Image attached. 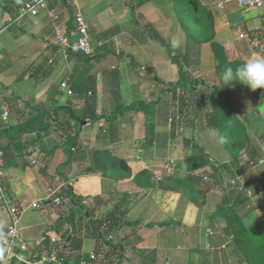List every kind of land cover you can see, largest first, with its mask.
Returning a JSON list of instances; mask_svg holds the SVG:
<instances>
[{"label": "crops", "instance_id": "crops-1", "mask_svg": "<svg viewBox=\"0 0 264 264\" xmlns=\"http://www.w3.org/2000/svg\"><path fill=\"white\" fill-rule=\"evenodd\" d=\"M24 1L0 0V4L16 16ZM64 1L50 0L49 10L39 22L24 28L27 31L17 30L8 39L9 46L0 48V149L6 152L7 191L18 209L19 229L29 254L53 248L47 241L38 251L36 246L43 238L58 237L63 245V234L69 231L70 243L73 237L76 244L63 246L67 249L63 264H94L82 258L88 254L98 256L97 264H117L116 260L118 264H173L176 245L164 235L167 225L176 221L184 225L181 230L185 232L190 225L195 229L196 223L204 224L198 218L200 210L176 201L191 193H218L220 186L225 201L232 204L241 195L249 197L238 210L247 229L264 223V90L252 92L242 84L229 87L230 125L220 121L222 109H213L207 99L215 89L226 87L222 80L226 68L264 57V9L242 7L230 0H201L214 15L215 41L223 47L218 60L211 43L189 39L173 0L144 4H140L142 0H77L74 6L86 15L94 49L87 61L88 56L66 54L58 46V33L73 32L75 24L73 16L65 17L60 11ZM10 22H0V33L7 28L1 26ZM18 39L26 41L23 48H17ZM163 42L170 45L172 55ZM172 56L183 65L184 83L177 91L161 94L164 84L180 81V69ZM91 78L96 79L99 119L79 126L66 111L57 109L81 111L86 96L69 95L61 85L83 86ZM188 82L194 94L183 91ZM140 99L145 105L136 110L133 105ZM212 117L216 123L210 127ZM191 118L195 124H189ZM214 130L229 150L235 147L236 132H243L244 145L237 158L227 155L222 165L215 166L216 159L208 150L194 144L196 136L207 139ZM69 135L75 140L69 141ZM96 151L125 160L133 175L150 169L158 185L144 190L133 178L115 180L91 173L88 169ZM204 156L211 164L198 160L196 164L195 159ZM257 162L260 170H249L248 165ZM207 172L217 176L211 175L210 185L204 187ZM227 176L232 177L229 184L235 183L233 188L225 186ZM180 179L190 186L178 193L168 190L170 180ZM50 189L61 193L63 204L48 205L37 213L33 205L46 202ZM79 209H87V215L93 216L91 228L83 229L74 222L78 219L74 212ZM178 209L180 218L176 220ZM112 211L117 212L119 226L109 237H99L98 218L106 219ZM11 225V215L0 203V237ZM173 227L170 224V231ZM108 252L110 259L105 258ZM217 253L215 249L213 264H220Z\"/></svg>", "mask_w": 264, "mask_h": 264}, {"label": "trees", "instance_id": "trees-1", "mask_svg": "<svg viewBox=\"0 0 264 264\" xmlns=\"http://www.w3.org/2000/svg\"><path fill=\"white\" fill-rule=\"evenodd\" d=\"M146 2H148V0H144V1L142 0L140 1V4H144ZM173 2H174L176 14L179 17L180 22L182 26L184 27L189 39L195 42L201 43V44L211 43L212 48L216 52L217 58L219 60V58L221 57V54L223 53V47L220 44L216 43L215 41V29H214L215 19H214V15L212 11L206 5H204L201 0H173ZM187 16L190 17V20H192L193 22L192 24L187 22ZM163 44L168 48L170 55H172L173 50L170 47V45L166 42H163ZM90 58L91 56L87 57L85 60L88 61L90 60ZM172 60L174 63H177L176 57L172 56ZM178 66L180 69L179 73L181 76L180 81L176 83V85L164 84L166 89H164V91L161 94L172 93L174 91H177L180 89V87L184 83L182 82L183 77H184L183 67L179 62H178ZM158 82H159V85L161 86V81H158ZM239 83H240L239 81H233L232 86L241 85ZM70 88L72 90V95L75 94V95H80V96H86L84 107L81 109V111L70 110V109H67L66 107L58 108L57 111L58 110L66 111V113L69 115L71 119L77 121L79 126L82 125L86 121H89L92 124L95 123L99 119L97 112H96V108H97L96 79L91 78L90 82L83 86H79L75 84L73 86L71 85ZM229 90L230 88L227 86L223 90L215 89L213 94H211L207 98L208 102L211 104L213 109L215 110L222 109V117L220 121L228 125H230L229 123L232 121V119L227 117L228 115L227 105H228V101L230 98ZM154 102H158V101H154ZM210 122L211 123L209 125L210 127H212V125L216 123L214 117H212V121ZM226 132L228 135H230L228 130H226ZM242 133H243L242 131L236 132L237 138H236V141L234 142L235 147L233 146L234 148L232 150L234 152L235 157L239 155V152L241 151V148L244 145V140L242 139ZM68 138H70L69 141L71 142L75 140L74 136H71V135H69ZM73 145L75 144H71V146ZM10 146H12V144H10ZM197 160L199 162L201 161L205 165L211 164L210 160L208 158H205V156L195 159L196 164L198 162ZM88 170L91 173H100L108 178H113L115 180H125V179L133 178L135 184L144 190L152 189L158 185V181L156 180L157 179L156 175L153 171H151L150 169H146L136 175H133L132 168L129 166V164L125 160L119 157H116L107 151H96L92 159L91 166ZM169 182L171 183V185L168 187V190L177 192V193L181 192L182 189L190 186V184L187 183L185 179H180V180H175V181L170 180ZM68 191H67L68 195L75 198V196L73 195V192L71 190H68ZM58 193L59 195L61 194L60 192ZM248 200H249V197L245 195H241L237 197L236 201L233 204L230 202V200L227 199L224 205L220 207L218 215L228 221L227 230H231L232 236L234 237L233 241L237 246L239 243H241L242 238L244 237L247 239L248 242L253 243L254 248L259 249L264 253V228L262 229L261 227L264 223H261L257 225L256 227L247 229L246 227H244V225L241 222V216L238 210H240V207L246 204ZM78 204H79L78 206L80 207L81 203H78ZM116 216H117V212L112 211L109 217H106V219H102V217L98 218L99 225H98V228L96 227L97 228L96 231L99 233V237H103V238L109 237L112 234L114 228L119 226ZM92 224H94L93 221L91 225ZM70 237L71 235L67 233L66 235H64L63 245H60V243H58L55 246L60 253L61 259L62 257H65L64 252L65 250H67L65 249V247L63 248V246H68L67 248H69V245L72 244L71 246H73L74 244H76V241L73 239V237H72L73 241L72 239H70L71 240V243H70L69 241ZM47 241H50V239L49 240L46 239V242ZM111 245L116 246L113 243H111ZM243 250H244V253L247 254V249L243 248ZM3 253L4 251L0 247V260H1ZM97 257H95V259H92L91 255L88 254V255H84L82 258L85 260H88L91 263L97 264L99 262V259H97ZM110 257H111V252L105 253L106 259H110ZM248 259H245V258L240 259V263L246 264L248 263ZM13 264H15V262Z\"/></svg>", "mask_w": 264, "mask_h": 264}, {"label": "rangeland", "instance_id": "rangeland-1", "mask_svg": "<svg viewBox=\"0 0 264 264\" xmlns=\"http://www.w3.org/2000/svg\"><path fill=\"white\" fill-rule=\"evenodd\" d=\"M15 4V2H14ZM104 4V3H103ZM80 8V7H79ZM49 10V9H48ZM44 11L39 17L33 18L31 16H26L20 20H15L14 18H17L19 15V10L15 11L16 16L12 14H8L7 10L3 7L2 4H0V22L7 19L11 22L8 23V25L5 23L1 26L3 28L4 26H7L5 31L0 33V48L3 45H7L8 39L10 37L14 36V33L17 32V30H26L27 28H31L34 26L37 22L40 21L41 17L44 15ZM61 12L64 13L65 17H75V14L79 11L76 6L71 2V0H65L62 2V6L60 9ZM59 16V15H58ZM84 16H86L84 14ZM87 20V19H86ZM15 21V22H14ZM88 22V20H87ZM187 22L192 24V20H190V17L187 16ZM89 23V22H88ZM11 28V30H9ZM26 28V29H24ZM27 31V30H26ZM17 42V48H23L25 46L26 41L23 42V40H19ZM11 42V41H10ZM16 42V41H15ZM9 46V45H7ZM176 65H178V58ZM181 64V63H180ZM183 67V65H182ZM185 75L183 71V76ZM181 78V76H180ZM187 83V82H186ZM188 87L183 88L184 92H187L188 94H194V87H192L191 82H188ZM176 85V83L174 84ZM117 89V88H116ZM118 91V89H117ZM196 95V94H195ZM197 97H202L200 95H197ZM116 100L120 101V98L118 95H116ZM141 102V104H139ZM139 102L134 103L133 108L138 109L140 106L144 104V100H139ZM120 104H118L119 106ZM145 105V104H144ZM123 107L121 105L119 108ZM119 109V111H121ZM189 124H195V119L191 118L189 121ZM196 124H198L196 122ZM190 128V127H189ZM193 129V128H192ZM194 130V129H193ZM192 130V133H193ZM217 131H213L210 136V138L207 139H201V137L196 136L194 144L197 147H200V149H207L208 153L216 159V161L213 162V165L218 166V163L222 165V159L229 155L232 160H234V152L232 150H229L228 148L224 146L223 142H221L220 135L217 133ZM191 134V133H190ZM237 158V157H236ZM246 164H249V160L246 161ZM259 163H256V166L248 165L249 170H260L259 169ZM237 167V166H236ZM244 169V166L242 167V170ZM208 180L202 181V184L204 187L209 186L212 180L211 175L217 176L216 173L207 172ZM227 178V179H226ZM225 178V186L234 185L235 183L229 184L232 181V177L227 176ZM247 181V178H245V182ZM223 186H220L217 190L218 193H214L212 195L207 196H195L198 194L191 193L188 198L182 197L180 201H176L178 204H182L186 206L188 203L194 206V210L198 212L200 210L199 214L200 218L199 220L204 221L203 225H199L196 223L194 225L196 228L192 229L193 225H186L188 229L183 232L181 230V226H184L181 223H177L176 221L169 223L167 226V230L165 231L164 235H167L169 237V241L175 242L176 245L173 251V255L175 258L173 260V264H213L214 259V250L217 249L218 253L215 255L220 262V264H241L240 259H248V263L246 264H264V253L254 248L252 242H248L246 238H242L241 243L238 244V246L233 241V236L231 230H227L228 221L226 219H222L219 214L220 207L224 205L225 203V196H224V189ZM233 188V187H232ZM235 189V188H234ZM230 190V189H229ZM195 192V191H194ZM205 192V191H203ZM207 206L204 210L203 207ZM182 209V207L180 208ZM176 212L175 219L178 220L180 218L179 211ZM257 212H258V208ZM37 213H39V210H36ZM205 211V212H204ZM72 211H70L71 213ZM264 214V212H262ZM74 215L78 217L74 219V222L78 225H80L83 229H88V227L91 228V220L90 217H93L91 214L87 215V209H79L74 212ZM174 223L175 227H173L172 231H170V224ZM245 227V226H244ZM262 229L264 228V224L261 226ZM69 232V231H68ZM68 232L64 233L63 235H66ZM83 234V233H82ZM164 236L163 238H165ZM172 239H171V238ZM180 246V248H179ZM244 249H247V254L244 253ZM164 250V249H161ZM171 249H169L170 253ZM150 260V259H148ZM165 261V260H164ZM115 263L118 264V261L116 260Z\"/></svg>", "mask_w": 264, "mask_h": 264}, {"label": "built area", "instance_id": "built-area-1", "mask_svg": "<svg viewBox=\"0 0 264 264\" xmlns=\"http://www.w3.org/2000/svg\"><path fill=\"white\" fill-rule=\"evenodd\" d=\"M230 1L250 9H264V0ZM49 2L50 0H26L19 9V18L22 19L26 16L38 17L49 9ZM71 2L74 5L77 4V0H71ZM218 8L222 9L223 4L219 3ZM74 21L73 32L66 30L58 33V46L66 54L85 55L90 57L94 54V49L90 43V25L81 11L75 14ZM61 86L69 95H72V90L68 82H64ZM6 120L7 116H4V121ZM5 157V151L0 149V203L11 215L12 225L9 227L7 233L3 237H0V247L4 251L0 264H13L14 262L18 264H63L60 253L55 247L60 243L58 237H51L50 243L53 247L51 250L36 253L35 255L29 254V245L22 237L19 229L20 219L18 209L7 191V175L4 167ZM58 195V191L50 189L48 200L43 203L34 204L33 209L43 210L48 205H62L63 201ZM45 243L46 239L43 238L42 243H39L36 249H38V251L43 249ZM95 257L94 254H91L92 259H95Z\"/></svg>", "mask_w": 264, "mask_h": 264}, {"label": "clouds", "instance_id": "clouds-1", "mask_svg": "<svg viewBox=\"0 0 264 264\" xmlns=\"http://www.w3.org/2000/svg\"><path fill=\"white\" fill-rule=\"evenodd\" d=\"M222 80L227 87H233L232 82L239 81V84L247 86L252 92L264 90V57L250 58L235 69L226 68L222 73Z\"/></svg>", "mask_w": 264, "mask_h": 264}]
</instances>
